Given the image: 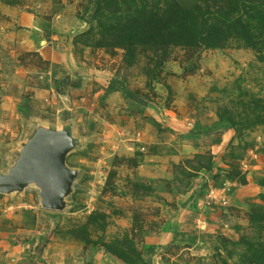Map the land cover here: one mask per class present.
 Masks as SVG:
<instances>
[{"label": "rangeland", "instance_id": "rangeland-1", "mask_svg": "<svg viewBox=\"0 0 264 264\" xmlns=\"http://www.w3.org/2000/svg\"><path fill=\"white\" fill-rule=\"evenodd\" d=\"M222 1L0 0V264H264V0Z\"/></svg>", "mask_w": 264, "mask_h": 264}, {"label": "trees", "instance_id": "trees-1", "mask_svg": "<svg viewBox=\"0 0 264 264\" xmlns=\"http://www.w3.org/2000/svg\"><path fill=\"white\" fill-rule=\"evenodd\" d=\"M260 1V0H239V3H238V8L241 10H245V9H248L249 6L251 5H254L256 6L257 2ZM222 3H224L225 5L223 6V8H228V10H232L234 9L233 7V2L231 0H223ZM239 26V24H238ZM212 172H209L208 175H211ZM217 175V173L214 174V176ZM214 176H212V180L214 181Z\"/></svg>", "mask_w": 264, "mask_h": 264}, {"label": "water", "instance_id": "water-1", "mask_svg": "<svg viewBox=\"0 0 264 264\" xmlns=\"http://www.w3.org/2000/svg\"><path fill=\"white\" fill-rule=\"evenodd\" d=\"M63 179H64V174H63ZM69 189H70L69 182H66L65 180L61 182L59 189L55 191L54 193H52L53 201L60 200L62 197H64L69 192Z\"/></svg>", "mask_w": 264, "mask_h": 264}, {"label": "bare ground", "instance_id": "bare-ground-1", "mask_svg": "<svg viewBox=\"0 0 264 264\" xmlns=\"http://www.w3.org/2000/svg\"><path fill=\"white\" fill-rule=\"evenodd\" d=\"M64 181V179H62V181L61 182H63Z\"/></svg>", "mask_w": 264, "mask_h": 264}]
</instances>
